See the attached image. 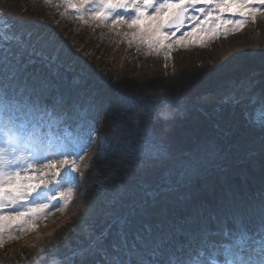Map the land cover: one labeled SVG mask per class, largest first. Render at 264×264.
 Listing matches in <instances>:
<instances>
[{
    "label": "snow or ice",
    "instance_id": "1",
    "mask_svg": "<svg viewBox=\"0 0 264 264\" xmlns=\"http://www.w3.org/2000/svg\"><path fill=\"white\" fill-rule=\"evenodd\" d=\"M62 3L81 23L110 26L129 46L145 49L146 56L162 53L165 60L178 47H205L264 17V0ZM120 10L131 15H121ZM122 26L132 31L120 32ZM61 69L64 74L74 71L65 66L53 37L16 31L12 21L0 18V246L19 239L14 232L36 230L37 222L52 214L50 209H66L79 186L77 174L87 184L78 161L84 160L97 136L92 167L98 168L109 155L115 157L112 163L119 182L113 187L114 199H122L124 180H134L170 158L155 124L161 119L167 124L175 113L189 108L183 98L142 96L111 115L106 125L111 135H107L97 126L105 109L70 102L60 88L66 78ZM249 118L264 129V119ZM202 168L200 160H178L160 178L158 190L142 183L143 195L126 211L105 213L103 228L89 229L82 247L69 255L49 250L43 258L48 264H264V200L258 211L231 201L215 209L194 206L181 216L153 217L137 211L154 206L162 193L186 188ZM93 207L94 202L88 205L89 213Z\"/></svg>",
    "mask_w": 264,
    "mask_h": 264
},
{
    "label": "trees",
    "instance_id": "2",
    "mask_svg": "<svg viewBox=\"0 0 264 264\" xmlns=\"http://www.w3.org/2000/svg\"><path fill=\"white\" fill-rule=\"evenodd\" d=\"M42 2H47L46 9L41 8ZM64 9L66 8L63 6L62 0H0V18L12 21L14 30L40 32L54 38L55 44L59 47L61 59L65 61V66L71 65L74 69L67 74H64V70L61 69L62 75L66 76L60 84L61 90L67 92L69 100L76 103L87 102L90 98H94L98 102L104 100L101 106L105 111L102 113L103 118L97 121V126L99 132L111 135L110 129L106 126L111 115L117 113L127 101L137 100L152 92L149 90L153 88L148 85L149 89L137 87L117 66L126 53L141 52L134 48L126 53L123 51L114 54L111 64L116 67L115 74L113 72L103 73L99 68L93 66L92 58L96 60H101L102 57L108 59L106 56L110 55L109 50L96 42L87 28L73 30L60 27L59 15L64 12ZM68 53L71 55L68 56ZM105 59L102 60L106 62ZM250 65L251 62L241 68L240 71L243 70L244 75H241L240 71L222 76L212 75L206 83H184L182 86L175 87L171 83V87L168 88L165 86L167 83L165 84L163 81L161 84L164 86H160L162 88L159 89L164 93L162 95L170 96L169 98L172 100L181 99L180 95H188L196 99L197 93L202 88L212 91L224 82L243 80L249 77L251 74ZM259 70H255V72ZM74 80H78L79 83H74ZM174 91L179 94H175ZM120 94L122 97L119 96ZM105 102L106 105H104ZM206 110L190 105L188 110L178 111L179 116L178 118L172 117V123L170 121L165 124L161 119L155 124V131L164 135L168 145L167 154L170 158L161 167L140 173L134 180H124L125 195L120 200L114 199L113 192V187L119 182V173L114 170L116 166L112 163L115 157L109 155L108 159L100 161L98 168H93L95 156L93 161L88 164L89 168L85 169L84 176L88 179L87 184L83 181L82 186L95 193L99 209L93 220L80 222L66 238L60 241L57 250L59 254L69 255L72 250L82 247L86 243L85 234L89 229L100 231L104 226L105 213L126 211L133 200H138L143 195L142 183L158 190L160 178L174 167L178 160H186L185 155H193L194 159L201 156L202 159L199 160L204 165L224 161L229 154H233V145L245 132H248L249 126L246 122L243 124L233 122V117L228 111L229 108L225 110L223 105L219 110L221 113H211L209 109ZM217 115L220 116L219 119L216 118ZM230 117L232 118L227 119ZM201 119L204 120V126H201L202 130L199 131L195 126ZM198 133L200 134L196 138ZM198 143L201 145L198 146ZM199 149H201L200 154L197 153ZM209 149L211 151L206 153ZM231 166V169L235 168L237 171L231 173L230 176H225L221 169L209 174L210 179L206 176L201 177V175L194 176L191 181L194 184L190 183L186 188L175 192L162 193L157 197L154 206L138 208L137 211H146L153 217H160L161 215H187L194 206L198 205H206L210 209H215L219 203L230 201L225 192L226 184L229 181L238 197V205H243L253 211V207H259L260 202L264 200V150L249 159L242 158ZM188 197L191 199L189 200ZM17 244L19 245L17 246ZM20 246L21 241L8 245L5 243L0 246V264H48L42 253L28 252L27 248L21 250L22 247L19 251L17 247ZM12 251L17 253L5 258ZM54 264H60V262L55 261Z\"/></svg>",
    "mask_w": 264,
    "mask_h": 264
},
{
    "label": "rangeland",
    "instance_id": "3",
    "mask_svg": "<svg viewBox=\"0 0 264 264\" xmlns=\"http://www.w3.org/2000/svg\"><path fill=\"white\" fill-rule=\"evenodd\" d=\"M41 6V8L46 9L48 7L47 2H42ZM119 14L125 16L131 15V13H125L123 10H120ZM59 18L60 27L71 28L73 30L87 28L89 32H91L93 36L92 38L99 44H102L106 50H109L110 55L106 56L108 59L102 57L101 60H96L95 58H92L93 66L99 68V70H101L103 73H114L116 67L111 64L112 56H114V54L123 51L126 53L127 51L136 48L135 45L129 46L110 26L84 24L80 21H77L75 12L71 10L64 9V12L59 15ZM119 31L129 32L132 30L128 29L126 26H122ZM183 31L184 29L181 30V32ZM180 34L181 33H177V35ZM145 51V49H141V53H126L123 55L117 66L120 68L121 72L124 71L125 76H128V79L131 80V82H134L137 87H152L153 89L149 90L152 91L150 95L157 93L161 95L164 94L162 90L159 89L164 86L161 84L163 81L165 84L167 83V85H165L166 88L171 87V83L174 87L182 86L184 83H206L212 75L222 76L232 74L233 72L240 71L241 68H244L245 65H248L251 62V74L249 77L243 80H230L224 82L212 91H207L202 88L200 92L197 93L198 96L196 99L188 95H180L179 97L187 100L189 106H196L205 111H207L206 109H209L211 113H221L219 110L224 103H222L223 97L228 95L238 85L242 84L250 77H254L264 71V17H258L255 23L249 21L239 32L230 34L227 37L221 36L220 38L209 42L205 47H178L172 51L171 59L169 60H165L162 53L160 55L146 56L144 54ZM102 59H105L106 62ZM165 65H167V67H165ZM258 69L260 70L255 72V70ZM240 74L244 75L245 72L242 70L240 71ZM175 94L179 93L175 92ZM173 96L175 95L173 94ZM166 97L169 98L170 96ZM79 104L83 105L84 107H88L94 103L83 102ZM231 104H233V102H225V105L227 106L225 110L229 108L228 111L230 116L233 117L227 119L232 118L233 122H240L241 124L245 123L246 120L243 118L242 112L240 110V103H237L235 108L231 107ZM104 105H106V102ZM178 116L179 114L177 112L173 118H178ZM173 118H170L168 122L171 121L172 123ZM216 118L219 119L220 116L217 115ZM203 121L204 120L201 119L200 122H195V128L197 130H202L201 126H204ZM199 134L200 133L196 135V138L199 136ZM98 143L99 137H97L96 142L87 151L84 160L82 162L78 161L83 172H85L83 165L90 164L96 156L97 148L99 147ZM197 145L199 146L201 144L198 143ZM263 147L264 129L253 130L249 126L248 132H245L233 145V154H229L228 157L224 159V161L204 164L203 168L197 175H201V177H208L209 174L221 169L225 176H230L231 173H235L237 171L235 168L231 169L232 164L237 163L242 158L249 159L255 153L259 152ZM210 151L211 150L209 149L206 151V153H209ZM200 152L201 149L197 151L198 154H200ZM185 159L199 160L202 159V157L199 156L198 159H194L193 155H185ZM66 171V169L62 170V176L66 173ZM208 179L210 178L208 177ZM77 184L79 186L75 187L73 199L63 212L50 209L52 214L48 215L45 219L38 221V227L36 230L26 233H21L18 231L14 232L13 235L18 236L19 239L7 240L5 243L8 245L16 241H21V246L17 247L19 251L26 250L27 248L28 252L31 251L35 254H43L49 250H58V246L61 243L60 241L63 238H66L69 232L80 222L90 219L93 220V217L96 215L99 209L97 196L92 191H89L86 187L83 188V178H80L78 174ZM54 189L55 185H53V190ZM225 192L229 200L238 205L236 193L233 190L230 181L226 184ZM93 202L94 207L89 213L88 205ZM258 210L259 207H253V211ZM18 245L19 244H17V246ZM14 251H12L11 254L9 253L6 255L5 258L17 253Z\"/></svg>",
    "mask_w": 264,
    "mask_h": 264
},
{
    "label": "water",
    "instance_id": "4",
    "mask_svg": "<svg viewBox=\"0 0 264 264\" xmlns=\"http://www.w3.org/2000/svg\"><path fill=\"white\" fill-rule=\"evenodd\" d=\"M227 99L232 100L233 108L237 103H240L246 122L253 130H260L251 123L249 117L264 119V71L238 85L227 96L223 97L224 102Z\"/></svg>",
    "mask_w": 264,
    "mask_h": 264
},
{
    "label": "bare ground",
    "instance_id": "5",
    "mask_svg": "<svg viewBox=\"0 0 264 264\" xmlns=\"http://www.w3.org/2000/svg\"><path fill=\"white\" fill-rule=\"evenodd\" d=\"M263 114V112H261Z\"/></svg>",
    "mask_w": 264,
    "mask_h": 264
}]
</instances>
